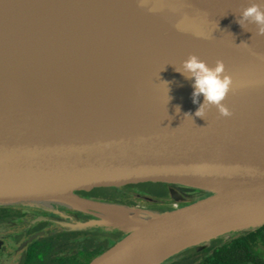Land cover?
Here are the masks:
<instances>
[{
    "label": "water",
    "instance_id": "obj_1",
    "mask_svg": "<svg viewBox=\"0 0 264 264\" xmlns=\"http://www.w3.org/2000/svg\"><path fill=\"white\" fill-rule=\"evenodd\" d=\"M46 1L0 0V205L63 202L100 216L74 228L100 224L126 233L88 264H159L184 248L264 224V34L237 23L253 0H166L229 50L199 41L187 27L149 19L128 25L151 0H86L112 38L97 48L90 34L98 31L91 32L87 17L49 13L54 3ZM108 16L118 22L104 24ZM190 54L229 64L232 84L222 103L230 115L209 105L196 116L203 96L193 103L192 80L176 70H110L131 62L176 69ZM65 55L96 75L40 73L43 63L67 64ZM142 184L167 186L175 200L182 198L177 188L207 195L144 211L145 218L133 216L143 212L133 206L83 196Z\"/></svg>",
    "mask_w": 264,
    "mask_h": 264
},
{
    "label": "flooded vegetation",
    "instance_id": "obj_2",
    "mask_svg": "<svg viewBox=\"0 0 264 264\" xmlns=\"http://www.w3.org/2000/svg\"><path fill=\"white\" fill-rule=\"evenodd\" d=\"M95 191L99 190L85 192L83 196L107 202L93 194ZM99 218L96 211L63 202L1 204L0 264H28L25 261L30 253L37 258V264H53V258L59 264L69 258L81 259L86 242L99 244L115 237L116 228L109 225L73 227ZM94 249L95 246L90 247V251Z\"/></svg>",
    "mask_w": 264,
    "mask_h": 264
},
{
    "label": "trees",
    "instance_id": "obj_3",
    "mask_svg": "<svg viewBox=\"0 0 264 264\" xmlns=\"http://www.w3.org/2000/svg\"><path fill=\"white\" fill-rule=\"evenodd\" d=\"M187 198L195 197L197 194H204L203 191L194 189L177 188ZM100 196L101 199L107 202L125 204L135 206V199L142 195L147 199L150 209L164 212L172 209L171 206L161 205L153 206L154 201H166L169 198L172 200L170 188L160 184H142L131 185L123 189H100L93 194ZM196 198H199V196ZM182 205V204H180ZM4 211L8 209L1 208ZM126 233L116 229L115 237L111 241L104 243L85 244V253L81 259L69 258L62 264H88L94 257L105 251L109 246L122 238ZM95 246L93 251L90 247ZM264 224L257 228L240 232L233 235L228 240L222 237L214 238L208 245L202 246L199 249L195 247H187L175 253L168 263L164 264H264ZM35 255V254H33ZM33 258V259H32ZM35 258V259H34ZM57 259L53 258V264H59ZM31 264H37L38 260L30 253L28 260Z\"/></svg>",
    "mask_w": 264,
    "mask_h": 264
},
{
    "label": "bare ground",
    "instance_id": "obj_4",
    "mask_svg": "<svg viewBox=\"0 0 264 264\" xmlns=\"http://www.w3.org/2000/svg\"><path fill=\"white\" fill-rule=\"evenodd\" d=\"M52 1L54 3V6L52 9H47L46 11L49 10V13H54L55 11H59V15L62 17H65L67 19H72L74 17L78 16H85L83 19L86 17L88 18L89 25L91 26V32L94 30L95 32L98 31V33H94L93 35L90 34L91 37V43L93 46L100 48L107 42H110L112 38H107L108 33H103V31H100V27H103L101 25L98 18V15L95 14V12H92V10L96 9V6L91 3L89 4V1L87 2L86 0H47L46 2ZM83 3V4H82ZM56 4V6H55ZM58 4V6H57ZM89 4V5H88ZM88 8V10H86ZM99 8V7H98ZM71 9H76L80 13H76ZM138 10V11H137ZM137 13H135L134 16H132L128 21V25L131 27L136 25V23H141L144 21L143 19H149L151 21H155L160 25H165L173 28H179V27H184L186 29L189 28L188 30L192 32V34L200 41V40H205L207 42L212 41V45L218 44V47L221 48L223 44H227L228 46L225 49H231L229 47V44L221 39L220 37L214 35L213 33H210V31H207V29L204 27L201 22L193 18L192 16H189L185 14L184 12L180 11L173 3L170 1L166 0H151V3L144 9H137ZM42 13V8L40 9ZM89 13H91L89 15ZM108 21L104 22L109 24L110 26L113 25V23H117L118 19L112 16H108ZM104 20V19H102ZM143 23V22H142ZM118 33H120V30H118ZM140 34V33H139ZM23 35V30L19 32L18 36ZM138 37H141V35H137ZM119 39V38H118ZM18 42V41H17ZM88 48L91 46H87ZM217 47V48H218ZM10 52L14 55H18L19 58H22L24 60H30L29 55H26L24 53H21L18 48L10 47ZM66 53H69L66 51ZM233 55L235 53H238V50L235 49V51H231ZM52 54V53H51ZM53 55V54H52ZM68 60H65L67 64H64V66H55L54 64L51 65V63L46 65L43 63L45 70L40 69V73L44 74V72H53L55 71L54 74L63 76V77H70L71 75L81 77L83 76H89V75H96V71L94 69H85V64L82 62L78 61L77 57L76 58H71L69 55H65ZM93 58L95 57V54H93ZM96 60V59H95ZM209 66H214L215 64H208ZM227 65H224L225 71L228 70ZM48 67V69H46ZM92 67H95L94 65ZM101 67V66H100ZM160 69L161 72H174L176 69L175 68H167L163 66H155L151 67L147 63L143 62H131V63H125V64H117L114 66L110 67V70L113 73H120V72H127V73H142V75H147L148 73L152 72V70ZM131 214L136 217L140 218H145L146 215L144 212H139V211H132ZM146 261H141L139 264H144Z\"/></svg>",
    "mask_w": 264,
    "mask_h": 264
},
{
    "label": "clouds",
    "instance_id": "obj_5",
    "mask_svg": "<svg viewBox=\"0 0 264 264\" xmlns=\"http://www.w3.org/2000/svg\"><path fill=\"white\" fill-rule=\"evenodd\" d=\"M237 23L244 27L246 23L255 24L258 32L264 34V0H253L244 7L239 14ZM187 79L192 80L193 103L196 97L202 94L203 102L200 103L195 115L203 116L205 108L215 105L223 116L230 115L228 108L222 103L232 84L231 77L225 73L222 61H217L214 66H209L195 54H190L176 68ZM177 111L179 108L177 107Z\"/></svg>",
    "mask_w": 264,
    "mask_h": 264
},
{
    "label": "rangeland",
    "instance_id": "obj_6",
    "mask_svg": "<svg viewBox=\"0 0 264 264\" xmlns=\"http://www.w3.org/2000/svg\"><path fill=\"white\" fill-rule=\"evenodd\" d=\"M178 192V195H181L182 198L181 200H175V199H171L169 198L168 200L166 201H159V200H156L154 201V205L153 206H161V205H166V206H171V207H176V206H181L180 204L184 205L188 202H191V201H194L196 200V196L199 198L200 197H203L207 194H203L201 196V194H197L195 197H192V198H187L183 193H181L179 190H177ZM148 206V202H147V199H145L142 195L138 196L136 199H135V206H133V208H135L136 210H140V211H145V212H152V213H156L157 211L155 210H152L150 209ZM244 231H247V229H241V230H236V231H231V232H228V233H225V234H222L220 236H217V237H222L224 240H228L230 237H232L233 235H237L239 234L240 232H244ZM212 240V239H211ZM211 240H207V241H203V242H200L196 245H192V247H195V249H199L201 248L202 246H205V245H208L210 243ZM264 253V252H263ZM175 255V254H173ZM171 255L168 259H165L164 261L160 262L159 264H164V263H168L170 261V259L172 258Z\"/></svg>",
    "mask_w": 264,
    "mask_h": 264
}]
</instances>
